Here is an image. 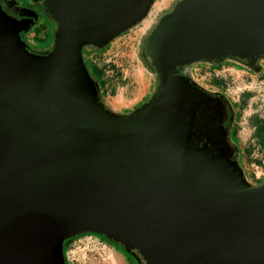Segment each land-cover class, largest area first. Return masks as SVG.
Instances as JSON below:
<instances>
[{
	"label": "water",
	"instance_id": "water-1",
	"mask_svg": "<svg viewBox=\"0 0 264 264\" xmlns=\"http://www.w3.org/2000/svg\"><path fill=\"white\" fill-rule=\"evenodd\" d=\"M153 2L51 0L59 28L42 58L27 55L18 25L0 11V264H63L62 239L97 231L70 218L98 201L147 264L264 256V182L240 191L237 175L184 152L201 96L181 74L194 63L264 59V0H177L143 45L157 92L126 115L89 108L87 98L96 100L82 48L104 47ZM62 101L76 118L67 125L56 119ZM143 208L149 218L135 223ZM213 240L218 252L207 247Z\"/></svg>",
	"mask_w": 264,
	"mask_h": 264
},
{
	"label": "rangeland",
	"instance_id": "rangeland-1",
	"mask_svg": "<svg viewBox=\"0 0 264 264\" xmlns=\"http://www.w3.org/2000/svg\"><path fill=\"white\" fill-rule=\"evenodd\" d=\"M164 1L154 0L145 18L114 38L108 43L109 45L106 48L98 50V48L91 45L82 48L83 63H87L91 67L95 66L98 69H103V76L101 78L104 79V83L108 87L105 89L107 93L104 91L101 93V96L105 105L113 112L115 110L111 104L115 108L126 104L127 107H130L140 95L145 84L147 87L150 85L151 89L143 102L136 105L131 111L121 112V114L131 113L154 95L153 91L156 89L158 81L152 70L145 64L146 60L142 55V51L146 36L153 29L158 19L170 10L177 0H170L166 6H163ZM40 18L39 24L33 27L25 36V40L33 51H46L50 49L53 40V23L48 18L42 16ZM34 33L36 36H34ZM209 64H194L190 72L191 77L195 83L204 88L207 87L205 85L212 83H209L211 79L218 82L221 81L223 88H216L235 106L236 137L233 141L237 143L238 147L244 149L251 143V138L249 139L247 135L244 137V132L247 129H251L250 124H256L255 120H251V117L254 115H264V92L259 87L261 86L259 82L261 78L257 79L258 75L264 78V59L259 60L253 67L249 68L233 60H228L218 69H208ZM89 65L85 66L91 69ZM109 65H111L110 68ZM112 68L114 72H112ZM97 80L99 84H102L99 79ZM122 85L125 95L130 98L114 100L110 104L108 99L109 90L112 89L110 94H113V92L118 93L120 92L119 87ZM247 94L249 95L248 97H246ZM260 124L262 126L257 133V137L260 141L263 140L264 142V124ZM258 157H260V154ZM245 160L243 161L245 164L244 170L246 171V175L250 173L247 176L248 182L251 185H258L254 183L263 180L264 176L259 174L254 167L249 168L247 166L249 162H254V156ZM238 162L242 168L243 162L239 159ZM64 256L67 264H110L112 256H116L120 264H134L127 260L121 250L117 251L106 240L91 234L82 235L73 240L68 245Z\"/></svg>",
	"mask_w": 264,
	"mask_h": 264
},
{
	"label": "flooded vegetation",
	"instance_id": "flooded-vegetation-1",
	"mask_svg": "<svg viewBox=\"0 0 264 264\" xmlns=\"http://www.w3.org/2000/svg\"><path fill=\"white\" fill-rule=\"evenodd\" d=\"M50 2H51V0H0V11L3 13L5 18L13 21L14 23H16L18 25L19 30L17 31V36H18L20 42L22 43L25 52L29 56L42 58V57L48 56L54 50L55 39H56V34H57V31L59 28V23L56 20V12L51 9L52 5ZM173 7H174V5H173ZM41 16L44 18H48L50 20V22L53 23V27H54L53 40L51 42L50 49H48L46 51H33V50H31L29 44L25 40V36L31 31V29L33 27H35L36 25L39 24V22L41 20V18H40ZM34 36H36L35 33H34ZM144 43H145V39H144ZM93 47H95V46H93ZM95 48H97V47H95ZM142 55H143V53H142ZM144 59L146 60V62L148 64V62L150 61L149 56L145 55ZM226 60L227 61L233 60V61H237L241 64H246V65H248V64L251 65L252 62L256 61L255 58H253L251 61L247 60V59H241V60L225 59L223 61H226ZM259 60H261V58L258 59L257 62ZM194 64H197V63H194ZM194 64H192L189 67L188 71L181 73L182 76L186 80H188L189 82L193 81L190 72H191L192 66ZM87 72H88V70H87ZM182 76L180 74L179 75L177 74V75H175V79L177 81H183L181 79ZM156 78H157L158 82H157L156 89L153 91V94H155L157 92V88L159 86V79L157 76H156ZM183 82L185 83V81H183ZM91 86H92V91H90V96L93 93L92 97L96 101L92 100L93 101L92 102L91 99H89L90 97H88L86 103L88 104L89 108H91V109L95 105L94 104L95 102L98 105V107L102 108L101 105L99 104L98 99H97V95L94 93L95 92L94 85L91 84ZM196 90L199 92L201 98L199 100L197 107L193 111V116H192L190 123L186 127L187 135H186V141H185L186 144L184 146V152L190 154L192 156V160H194L197 156H200L215 166L218 164L221 165V166H219V165L218 166L220 168L226 170L225 175L227 177H234L237 175L235 178H237V177L241 178L239 186H237V187H239L240 191L243 190V188L248 189L249 188L248 185H250L252 187H257V186L261 185L264 181L258 185H251L248 182L247 178L245 177L244 172H243L239 162L237 163V161H234L235 153L232 150L231 145H229V143H228V141H229L228 135H229V133H231L232 128L234 127L235 123H234V121L232 122L233 116H232V113L230 112L228 105H226L225 101L222 100L221 98H219V96H217V95L213 94V95L206 96V94L201 93L198 89H196ZM210 91L215 92V93L220 92L218 90H210ZM76 96H79V95H76ZM197 101L198 100L195 99V103ZM67 106H68L67 103L65 101H62L61 105H60L59 112L56 114V119L60 120L63 125H67L76 119L68 111ZM179 118H184V117L183 116L178 117V119ZM185 160H189V158H185ZM182 164H184V163H182ZM230 171H231V174H230ZM217 175L221 179V175L219 173ZM213 177H215V176H213ZM233 196H234V199L237 200V196L235 194H233ZM143 211L149 212L150 209H144V208L141 209V212H138V215L136 214L137 216L134 218L135 223L138 222L139 218H142L143 220L149 218L148 216H145L143 214ZM168 213L170 214V212H168ZM239 216L241 217V213L239 214ZM107 217H109V216L106 215V213L104 214V207L98 201L96 203V205L91 207L89 210H85L82 213L80 212L76 216L71 217L70 219L72 221V224H74L73 225L74 227L83 228V229L84 228L86 229L87 227H90V226H96L97 227V231H95V232H84V233L76 234V235L91 234V235H95V236L99 237L100 239H103V240L105 239L106 241L110 242L113 245V247L115 249H117V251L121 250V252L123 254H125L126 258L130 257V259L133 261L134 264H147L145 257L142 254H139L134 248H132V247H134V246H132L133 241L128 236L126 238L125 234H122L116 227H113L115 222H111L109 219H107ZM112 219L114 220L115 218H112ZM182 221H183V219H182V217H180L178 219V223H176V225H175L176 228H179V229L183 228L181 225ZM140 225L141 226L143 225L149 229V226L146 225L145 223H143V221H141ZM135 231H136V228H135L134 232ZM154 232H156V231H154ZM229 234H230V236L235 235L234 231H231V233H229ZM76 235H74V236H76ZM168 236H172V235L168 234ZM71 237H73V236H71ZM67 238H70V237H66V238L62 239L61 245H60L61 254H62V258H63V264H65V260L63 257L64 253H63V246L62 245H63L64 240H66ZM215 238H216V236L213 239H215ZM221 246H222V243L220 244L216 241L214 242V240H213L212 245L207 246V247L213 248L215 252H218ZM207 247H206V249H207ZM178 248H179V250L184 249V247L181 244H179ZM178 248H176V250ZM174 250H175V248H174ZM257 250L248 251V254L240 257V260H235V262L238 263L239 261H242L245 257L250 256V253L254 252V254H251V255L256 254V256H257V263L256 264L264 263V256L259 255V252H261V250H258V251ZM186 254H187V252H186ZM204 257L205 256H201V257L198 256V258H200V260H202ZM212 260L213 261H210L209 264H219V260L214 259V258H212ZM252 261H254V260H252Z\"/></svg>",
	"mask_w": 264,
	"mask_h": 264
},
{
	"label": "crops",
	"instance_id": "crops-1",
	"mask_svg": "<svg viewBox=\"0 0 264 264\" xmlns=\"http://www.w3.org/2000/svg\"><path fill=\"white\" fill-rule=\"evenodd\" d=\"M169 1L170 0H165L163 3V6H166ZM162 7H160V8H162ZM110 67H111V65H109V68ZM207 68L211 69V68H213V66H211L209 64ZM112 72H114L113 68H112ZM263 73H264V71H263ZM117 74H118V72H117ZM259 78H261L259 81L261 83L260 84L261 86H259L260 90H263V92H264V78H262V76L258 75L257 79L259 80ZM214 81H215L214 79L209 80V83H211V82L212 83L209 85L208 84L205 85V87L207 86L206 88H208L210 90H219L217 88H223V84L215 85ZM100 82L102 83L101 84V92L103 93L105 91L107 93V91L105 89L108 87V85L106 83H104L105 81L103 78L100 79ZM150 89H151L150 85L147 87L145 84L143 87V90L141 91L140 95L135 99L134 103H132L131 106L129 105L130 107H127V104H126V105H122L119 108L113 107L111 102L114 100L116 101L118 99L130 98V97H127L125 95L123 85L119 87L120 92H118V93L113 92V94H110V91L112 90V89H110L109 93H108L109 103L111 104L112 108H114V110H115L114 112H116L118 114H121V112L131 111V109H133L136 105L143 102V100L145 99V97L148 94ZM248 96L249 95L247 94L246 97H248ZM251 120H253V121L255 120L256 124H250L251 129H249V130L247 129L244 132V137L247 135L249 139L251 138V143H249L247 145V147H245L244 149H242L241 147H238L239 160H241L243 162V161H246L245 159H249V158L254 156V159H255L254 162H249V164L247 166H249V168L254 167L259 174L264 176V142H263V140L260 141L259 138L257 137V133L260 130V127L262 126L260 123L263 124V121H264V115L263 116L262 115H254L251 117ZM259 154H260V157H258ZM244 165L245 164L243 162L242 168H243L244 174L246 175V171L244 170ZM248 175H250V173H247L246 178ZM263 180L255 182L254 184H260Z\"/></svg>",
	"mask_w": 264,
	"mask_h": 264
},
{
	"label": "trees",
	"instance_id": "trees-1",
	"mask_svg": "<svg viewBox=\"0 0 264 264\" xmlns=\"http://www.w3.org/2000/svg\"><path fill=\"white\" fill-rule=\"evenodd\" d=\"M110 43V42H109ZM109 44H106L104 47H101V48H98V50H101V49H104V48H106L107 46H108ZM85 47V46H84ZM225 62H227V60L226 61H223V62H220V63H217V62H211L210 63V65L211 66H213V68H220V67H222L224 64H225ZM145 64L150 68V66L147 64V62H145ZM85 65H89V64H87V63H85ZM242 65H244V66H247V67H251V65H246V64H242ZM90 66V65H89ZM90 68L91 69H89L87 66H86V70H88V74H89V77H90V79H91V82H92V84L94 85V89H95V94L97 95V99H98V101H99V104L101 105V107H102V109L105 111V112H108L109 114H115V115H118V116H120V115H126V114H118V113H116V112H113L111 109H109L106 105H105V103L103 102V100H102V96H101V84H99V82H98V80L97 79H99L100 80V78L103 76V69H101V68H96L95 66H93V67H91L90 66ZM215 82V85H221L222 83H221V81L220 82H218V81H214ZM195 83V82H194ZM195 87H196V89H198L201 93H203V94H206V96H208V95H217V96H219V98H221L222 100H224L225 101V103H226V105H228V107H229V109H230V112L232 113V116H233V120H232V122L234 121V123H236V112H235V106H234V104L220 91V92H218V93H215V92H212V91H210L209 89H206V88H204L203 86H201V85H199V84H197V83H195ZM210 91V92H209ZM149 100V98L147 99V101ZM147 101H145V103L147 102ZM137 109V108H136ZM135 109V110H136ZM134 111V110H133ZM132 111V112H133ZM263 124H264V121H263ZM235 137H236V131H235V125H234V127L232 128V131H231V133H229V135H228V138H229V141H228V143H229V145H231V148H232V150L234 151V153H235V155H234V161H237V163H238V159H239V150H238V145H237V143L235 142L234 143V139H235ZM80 236H82V235H76V236H73V237H70V238H67L66 240H64V242H63V253L65 254V252H66V249H67V247H68V245H70V243L73 241V240H75L76 238H78V237H80ZM105 240V239H104ZM108 242V241H107ZM110 245H112L110 242H108ZM113 246V245H112ZM117 250V249H116ZM64 257V260H65V264H67V262H66V258H65V256H63ZM127 260L128 261H130V262H132L133 263V261L130 259V257H128L127 258Z\"/></svg>",
	"mask_w": 264,
	"mask_h": 264
},
{
	"label": "bare ground",
	"instance_id": "bare-ground-1",
	"mask_svg": "<svg viewBox=\"0 0 264 264\" xmlns=\"http://www.w3.org/2000/svg\"><path fill=\"white\" fill-rule=\"evenodd\" d=\"M110 264H120V262L116 256H112Z\"/></svg>",
	"mask_w": 264,
	"mask_h": 264
}]
</instances>
